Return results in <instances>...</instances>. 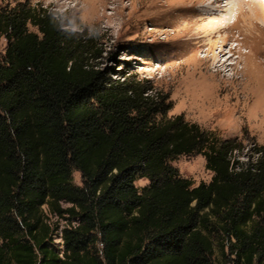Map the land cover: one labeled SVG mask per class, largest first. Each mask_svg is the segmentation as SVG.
Listing matches in <instances>:
<instances>
[{
  "label": "trees",
  "instance_id": "obj_1",
  "mask_svg": "<svg viewBox=\"0 0 264 264\" xmlns=\"http://www.w3.org/2000/svg\"><path fill=\"white\" fill-rule=\"evenodd\" d=\"M0 37V264H264V146L242 161L241 142L170 116L76 10L8 4ZM195 155L209 183L171 164Z\"/></svg>",
  "mask_w": 264,
  "mask_h": 264
},
{
  "label": "rangeland",
  "instance_id": "obj_2",
  "mask_svg": "<svg viewBox=\"0 0 264 264\" xmlns=\"http://www.w3.org/2000/svg\"><path fill=\"white\" fill-rule=\"evenodd\" d=\"M26 1L33 6L51 7L59 13L76 10L80 20L88 28L101 29L108 52H112L117 60V62L108 63L109 67L116 72L120 70L149 80L155 90L167 94L172 103L170 116H183L186 121L196 123L204 130L215 133L221 140L241 142L245 149L238 156L242 161L247 160L246 154L251 155V149L255 144L264 146V88L253 85L241 90L239 98L236 95L228 97L223 89L216 91L212 88L211 93L208 94L205 91L207 82L204 83L202 78L194 76V66H192L195 63L192 60L207 55V48L204 49L205 52L203 50L197 54L188 53L179 56V52H175L177 43L167 41V32H172L175 27H167L168 25L164 24L172 10L157 9L155 7L157 0H143L142 2L138 0L137 5H132L129 0H0V8ZM251 1L190 0L185 5L193 12L203 11L205 7L210 6L217 8L214 14H202L201 26H207L214 21L222 22L227 18L230 20L225 21L226 26H234L237 23L238 27H242V22L245 20L247 23H253L255 30L252 33L244 32L245 28L243 32L235 28L223 31L219 35L220 38H224L225 35V38L229 37L226 42L228 46L226 50L229 54L225 57L229 60L227 64L230 70L229 75L239 70L241 65L238 63L241 62L246 52L250 50L258 52L264 48L262 38L264 37V10L260 5L253 6ZM255 2L264 5V0H255ZM240 7H243L242 13L239 11ZM250 7L255 10L253 11L256 17L253 16L254 12L251 13ZM128 15H131V18H128ZM184 16L185 13L182 10L175 11L174 21H180ZM6 46V40L0 37V55L4 54ZM261 54L256 61L261 65L258 71L260 70L259 72L264 76V52ZM184 62H186L184 66L178 67ZM114 77L116 78V75ZM261 81L263 84L264 78ZM259 111L262 112L261 116L258 114ZM171 164L179 170L182 177L192 180L195 186L203 182L209 183L213 176L206 169L205 159L201 155L182 156ZM73 178L75 184L82 185L79 172H74ZM148 183L147 180L141 179L136 182V186L142 189ZM64 207L67 205L65 204ZM45 215L48 222L56 223L60 228L66 225L65 220L47 211ZM54 240L58 249H63L59 234L54 236Z\"/></svg>",
  "mask_w": 264,
  "mask_h": 264
},
{
  "label": "bare ground",
  "instance_id": "obj_3",
  "mask_svg": "<svg viewBox=\"0 0 264 264\" xmlns=\"http://www.w3.org/2000/svg\"><path fill=\"white\" fill-rule=\"evenodd\" d=\"M129 1H131L132 5H137L138 3L137 2L138 0H129ZM142 1L143 0H139V2ZM188 1L190 0H157L155 7L157 9L172 10L168 14L167 19L165 20L167 22L164 24H167L168 25V26L166 25L167 27H175V30H173L172 32H167L168 35L167 34L166 35L168 36L167 41L171 40L177 43L175 52H179L178 53L179 56L186 55L188 53L197 54L207 48V51L204 50V52L205 51L207 52V55L192 60V62L193 61L195 62L192 65L194 66L193 67L194 76L202 78L204 83L207 82V84L205 85V91L208 94H210L212 88L216 89V91L223 89V91L227 94L228 97H233L234 95H236L239 98L240 94L242 93L241 90L248 89L253 85L254 86L259 85L260 87L264 88V83L262 84L261 81L264 78V76L261 74V72H259L260 70L258 71V67L261 65L256 61L257 58H259V56L262 55L261 53L264 52V48H261L258 52H252V50L246 52V55L241 59V62L238 63L241 65L239 70L233 75H229L228 73L230 70H228V66H227L229 60L225 59V57L229 54V52H227L226 50V48L228 47L226 42L229 37L225 38L226 36L225 35L224 38L223 37L220 38L219 36L220 33H222L223 31L233 30L235 28L240 29V31L242 32L245 28L244 32L252 33L255 30L253 23L252 22L247 23L246 22L247 20H245L244 22H242L243 23L242 27L240 26L238 27L236 25L237 23L234 26H229V25L226 26V24H224L225 21L229 22L230 20V18H227L222 22L214 21L213 23L210 24L207 23L208 24L207 26H201L200 17L202 16V14H209V15L214 14V12L217 11V8L215 9L214 6H210V7H205L203 11L199 10L193 12L190 11V7L185 6ZM218 1L220 0H214V2H218ZM251 3L253 4V6L255 4L260 5L262 10H264V5H262L261 3L255 2V0H252ZM179 10H182L185 13V16L180 21H174V12ZM250 10L251 13L255 11L253 7H250ZM239 11L242 13L243 7H240ZM253 16L256 17L255 12ZM128 18H131V15H128ZM262 38L264 40V37ZM185 64L186 62L180 64L178 67L182 65L184 66ZM227 96L226 98H228ZM258 114L259 116H261L262 112L259 111Z\"/></svg>",
  "mask_w": 264,
  "mask_h": 264
},
{
  "label": "built area",
  "instance_id": "obj_4",
  "mask_svg": "<svg viewBox=\"0 0 264 264\" xmlns=\"http://www.w3.org/2000/svg\"><path fill=\"white\" fill-rule=\"evenodd\" d=\"M61 241H62V239H61ZM62 244H63V241H62Z\"/></svg>",
  "mask_w": 264,
  "mask_h": 264
}]
</instances>
